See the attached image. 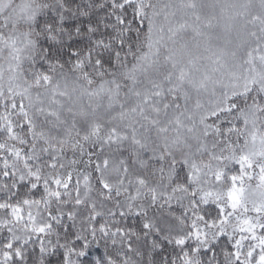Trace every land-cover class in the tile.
<instances>
[{"label": "snow or ice", "instance_id": "6c2138e0", "mask_svg": "<svg viewBox=\"0 0 264 264\" xmlns=\"http://www.w3.org/2000/svg\"><path fill=\"white\" fill-rule=\"evenodd\" d=\"M0 264H264V0H0Z\"/></svg>", "mask_w": 264, "mask_h": 264}]
</instances>
